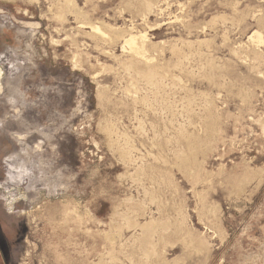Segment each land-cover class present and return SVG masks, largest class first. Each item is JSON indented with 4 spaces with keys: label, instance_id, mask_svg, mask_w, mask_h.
Returning <instances> with one entry per match:
<instances>
[{
    "label": "rangeland",
    "instance_id": "obj_1",
    "mask_svg": "<svg viewBox=\"0 0 264 264\" xmlns=\"http://www.w3.org/2000/svg\"><path fill=\"white\" fill-rule=\"evenodd\" d=\"M71 3L0 0V264H264V0Z\"/></svg>",
    "mask_w": 264,
    "mask_h": 264
},
{
    "label": "bare ground",
    "instance_id": "obj_2",
    "mask_svg": "<svg viewBox=\"0 0 264 264\" xmlns=\"http://www.w3.org/2000/svg\"><path fill=\"white\" fill-rule=\"evenodd\" d=\"M67 3H71L72 2V0H65ZM151 3V2H150ZM72 4V3H71ZM152 4V3H151ZM57 6H59V5H57ZM149 7V6H148ZM153 7H155V6H153ZM152 7V5H151V9L153 8ZM150 9V10H151ZM149 10V11H150ZM152 11V10H151ZM59 14V13H58ZM55 15V14H54ZM57 16V15H56ZM59 19V18H58ZM96 29L98 30L99 28H97L96 27ZM101 29V28H100ZM106 33V32H105ZM107 34V33H106ZM145 36V35H144ZM124 37V36H123ZM143 37V36H142ZM148 37V36H147ZM261 35L259 36L257 33H254L252 36H251V39H255V38H258V41L259 42H261ZM127 38V37H126ZM126 38H124V39H126ZM144 39H147V38H144ZM264 39V38H263ZM143 42H144V40H143ZM145 46V45H144ZM148 46V45H147ZM123 47V46H122ZM124 47H129L135 54H137V55H142L143 54V50H145L144 48H143V46H141V45H139V43H138V39H137V35L135 36V35H130V37L128 38V39H126L125 40V44H124ZM177 51V50H176ZM175 51V52H176ZM147 53V52H146ZM148 56V55H147ZM136 60V59H135ZM153 62V61H152ZM184 62V61H183ZM178 64V63H177ZM163 65V64H162ZM151 68V67H150ZM167 72H169V71H167ZM158 73V72H157ZM148 74H150V72L148 73ZM168 74V73H167ZM172 75V74H171ZM2 76H3V69H2V67L0 66V92H2L3 91V82H2ZM156 76H157V74H156ZM161 77V76H160ZM176 77V76H175ZM143 78V77H142ZM149 78V77H148ZM154 78V77H153ZM177 78V77H176ZM180 78V77H179ZM144 79V78H143ZM153 80V79H152ZM158 80V79H157ZM178 80H180V79H178ZM182 80V79H181ZM162 81V80H161ZM148 82H149V80H148ZM164 82V81H163ZM149 84H150V82H149ZM160 84V83H159ZM164 84V83H163ZM153 85V84H152ZM143 227V226H142ZM188 241V240H187Z\"/></svg>",
    "mask_w": 264,
    "mask_h": 264
}]
</instances>
